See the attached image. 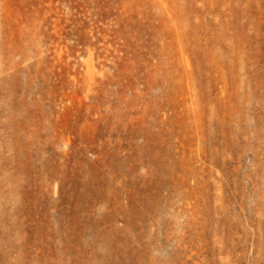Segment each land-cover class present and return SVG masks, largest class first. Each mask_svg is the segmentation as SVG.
Listing matches in <instances>:
<instances>
[{
  "label": "rangeland",
  "instance_id": "obj_1",
  "mask_svg": "<svg viewBox=\"0 0 264 264\" xmlns=\"http://www.w3.org/2000/svg\"><path fill=\"white\" fill-rule=\"evenodd\" d=\"M0 264H264V0H0Z\"/></svg>",
  "mask_w": 264,
  "mask_h": 264
}]
</instances>
